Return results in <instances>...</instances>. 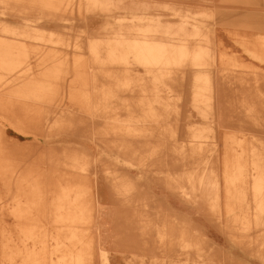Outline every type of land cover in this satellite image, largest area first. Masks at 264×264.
I'll return each instance as SVG.
<instances>
[{
  "label": "bare ground",
  "instance_id": "obj_1",
  "mask_svg": "<svg viewBox=\"0 0 264 264\" xmlns=\"http://www.w3.org/2000/svg\"><path fill=\"white\" fill-rule=\"evenodd\" d=\"M12 1L35 3V12L43 16H35L33 27L21 10L8 6L0 9L2 13L11 10L9 13L23 20L17 25L0 22V32L9 35V38L0 37V93H24L26 98L51 99L57 91L53 84L60 79H69L68 114L75 116L77 112L87 114L89 111L97 132L117 133L118 139L114 141H118V147L113 151V157L119 164L130 150L132 137L154 140L156 147L177 142L174 128L179 123L171 118L178 114V106L156 92L165 87L181 93L185 76L190 75V108L192 113L208 119L209 123L190 127L188 146L174 145L178 149L160 155L172 156L174 171L163 175L162 165L166 158H159L155 171L160 174L162 188L170 191V198L175 202L186 204L188 201L198 206L199 201H208L210 214L205 213L207 217L196 215V220L213 226L211 219L219 217L223 211L230 226L214 225V232L221 234L223 245L211 249L207 241L192 238L191 227H197L192 218H186L189 219L187 222L171 219L167 213L172 209L171 201L163 204L159 199L150 198L146 190L141 191L128 176L117 177L105 169L106 181L100 180L97 173L85 188L87 192L96 189L104 194L106 201L111 199V190H115L122 199L120 202L130 205L138 237L121 241L115 223L123 210L116 204L110 209L100 203L90 207L86 199L81 198L83 192L86 193L83 188L67 205L60 203L56 209L47 212L36 209L40 196L38 180L45 178L52 183L53 160H50L47 177H40L35 171V181L30 184L29 194H35V225L23 227V239L18 240L20 244L15 257L11 256L12 250L7 249L1 236L6 225L2 224L4 217L0 211V240L3 242L0 264H105L110 257L119 259L120 253L127 252H140L141 255L132 256L130 259L133 260L126 264H149L146 257L152 258L150 264H232L236 259L241 260L237 256H244L246 250L264 264V142L222 132L221 146L226 148L231 139L239 150L226 151L232 156L224 155L221 176L205 166L187 167L185 162L189 156H201L204 140L215 138L216 129L225 126V113L221 111L224 109L222 78L242 76L239 69L247 67L235 56L221 53L214 57L210 49L203 46L212 43L217 35L210 21L215 12L184 10L167 0H143L131 7L117 6L121 3L114 0ZM0 3L7 5L8 0H0ZM115 7L122 8L115 10ZM52 12H67L71 16H44ZM239 18L243 17L222 16L226 26L222 29H227ZM106 20H109L106 25H101ZM247 21L244 18L243 22ZM65 25L82 28L87 34L89 30H95V34L97 29L103 30L100 36L88 38L83 44L81 39L87 38L85 35L67 37L61 32L40 28ZM242 46L243 52L264 64V45L243 41ZM63 48L65 50H61ZM32 58L35 65L31 63ZM184 67H189L187 74H184ZM139 68L144 69L142 74ZM175 72H181V81L175 78L171 82L174 85L169 86ZM256 92L264 95V85L262 87L259 80L256 81ZM4 100L0 96V110L6 108ZM257 105L248 102L242 104V108L246 111L245 117L252 116L253 123L259 126V119L264 114L258 112ZM72 119L58 114L53 125L66 127ZM128 134L131 136H125ZM76 138L82 136L79 134ZM247 140L254 144L251 160L245 158ZM156 154V150L151 151V155L159 156ZM75 159L71 153L60 156L63 164L73 165ZM6 169V163H0V174ZM22 178L28 179V176L23 173ZM136 182L142 183L137 179ZM30 207L15 206L11 212L14 219H30L27 217ZM251 230L255 231V240L244 242L243 236L252 237ZM158 253L166 256H160V262L156 259Z\"/></svg>",
  "mask_w": 264,
  "mask_h": 264
},
{
  "label": "rangeland",
  "instance_id": "obj_2",
  "mask_svg": "<svg viewBox=\"0 0 264 264\" xmlns=\"http://www.w3.org/2000/svg\"><path fill=\"white\" fill-rule=\"evenodd\" d=\"M114 1L121 3L117 4V6L127 7L137 6L141 1L143 2V0ZM167 2L170 4L174 3L184 10H208L215 12L214 14L216 15H213L210 21L214 24L217 35L213 38L212 43H203L205 44L203 46L206 49H210L209 51L212 52L214 57H218L221 53L235 56L241 64L248 67L239 69L238 73H241L242 76H227L222 78L224 81V109L221 111L225 113L224 115L227 118H225V126L216 129L215 138L204 140L203 154L201 156H189L185 159L187 167L196 168L198 166H205L206 168L213 169L221 176L224 168V155L228 154L226 151L232 153V151L238 149L236 144L231 143V139H229L228 146H225L226 148L221 146L222 132H227L228 135L232 134V137L240 136L238 138L243 139L246 137L249 140L264 142V115L259 119V126H256L253 123L252 116L248 115L245 117L246 111L242 108V104L254 102L258 104V112L264 114V95L256 92V81L258 82L259 80L262 87L264 85V64L254 60L242 50L243 41H248L250 44L259 43L264 45V0H167ZM4 6L21 10L24 17L30 19L33 27H35V16H43V14L35 12V3H16L15 1L8 0L7 5L0 3V9H4ZM117 8L122 7H115L114 9L117 10ZM7 12H0V22L4 21L10 25H17L23 22L21 18L9 13L11 10H7ZM44 16L65 18L71 15L67 12H52L51 14L45 13ZM222 16L243 18L236 19L234 24L232 23L230 26H227V29H222L223 26L226 27ZM244 18L248 19V21L243 22ZM108 21H103L104 23H101V25H106L105 23ZM69 26H40V28L54 33L61 32L67 37H74L76 34L85 35L87 38L81 39L83 44L86 43V39L88 38L95 37L96 35L100 36L103 30V28L97 29V34L94 33L95 30H89L87 34L82 31V28ZM0 37L9 38V35L0 32ZM31 63L35 65L34 58L31 59ZM183 71L184 74H187L189 67H184ZM139 72L142 74L144 69L139 68ZM180 75L181 72L172 74L171 78L173 80L170 81V84L168 82V85L172 86L171 84L173 83L171 82L175 78L181 81ZM69 81L67 78L56 81L53 85L57 87V91L52 95L53 98L46 100L26 98L24 93H17L16 95L0 93V96L6 99L4 100L5 110H0V163H6L7 167L6 172L0 174V208H2L0 211L4 217L3 223H1L6 225L3 229L4 234L1 236L7 244V249L12 250L11 256L15 257L16 252H18L17 249L20 244L18 240L23 239V227L35 225V194H29L30 184L35 181V171L40 177H47L46 174L49 170L50 160H53L52 183H49L45 178L44 180H38L40 184V196L36 205L37 210H45L47 212L49 209H56L60 203H66L67 205L82 188L84 189L83 191H86L85 187L91 183L90 180L97 173L100 175V180H105L103 175L104 170L109 169L117 177H121L122 175L128 176V180L131 181L132 179L134 184L139 185L141 191L144 192L143 189H145L150 198L159 199L163 204H168L171 201L172 209L167 212L171 219L175 222H181L182 220H189L186 218H192L194 224L197 226V230L195 226L191 227L192 238H197L201 242L207 241L211 249H214L215 246L219 249L223 245V239L221 234L217 233L218 235H216L214 232V225L220 228L226 224L230 226L229 218H226L225 213L223 211L220 212L219 217L212 214L214 216L211 219V222L214 224L213 226L208 225L204 221L196 220L197 216L201 215L203 217V214L206 215L205 213L210 214L211 210L208 201L206 199L201 202L199 201L200 205L198 206L195 205L197 203H189L188 201H185L186 204L175 202L170 198V191L167 188H162L160 174L155 171V164L159 161V158H166L162 165L163 175L167 171H174L175 163H171L174 161L172 156L160 157V155H163L165 151L171 153L172 150L178 149V147L181 148L183 145L188 146L187 139L189 138L190 127L209 123L208 119L192 113V109L190 108V75L185 76V82L183 81L182 85L183 92L179 93V90L165 87H162L160 92H156L157 95L163 97L166 101L175 102L178 106V114H174L171 118L173 121L177 120L179 123V126L174 128L176 130L177 142L170 141L169 143L162 144L161 147H156L154 140L149 141L146 138L132 137L130 150L123 156V162L121 161L120 164L113 157V151L117 150L118 147L116 146L118 141H114L116 138L118 139L117 133L115 134L111 131L97 132V127L93 125L92 121L94 117L89 115V111H87V114L77 112L75 116L68 114V105L70 104L68 100ZM58 114H61L63 117L65 115L66 119L69 120L73 118L72 123L66 127L62 125V122L60 123L62 126L53 125ZM79 134L82 136L81 139L76 138ZM120 138H124L123 135H120ZM174 145L178 147L174 148ZM253 146L254 144L250 141L245 143L247 151L245 158L247 160L252 159L251 147L253 148ZM152 150H156V155L159 156L155 157L151 155ZM69 153L76 157L74 164L61 163L60 156ZM228 156L231 157L232 155L228 154ZM141 162L145 164H140ZM182 167L184 168L185 166ZM23 173L28 176V179H21ZM136 179L142 181V183H137ZM155 182L159 183V185L157 186ZM221 184L223 187V181H221ZM89 190L86 193L82 191L84 195L81 198H85L89 205H91L90 207H94L100 203L104 208L110 209L116 204L123 210L120 217L116 218L115 223L119 240L123 241L128 238L138 237L135 226L136 219L132 215L131 207L126 203L120 202L122 199L115 194V190H111V199L109 201L104 200V194L96 191V189ZM17 205L31 206L30 213H27V217L30 219H24L23 221L14 219L11 212ZM151 211H153L152 208ZM250 233H252V237L248 235L243 236L244 242L255 240V231L251 230ZM0 243L1 248L3 242L0 240ZM203 246L207 247L204 243ZM209 253L211 252L209 251ZM138 254L140 252L120 253L119 259L110 257L109 261L105 262V264H126L127 261L133 260L130 259L132 256ZM160 256L166 257L158 253V257L157 255L155 256L158 262H160ZM173 256L178 258L184 257V255ZM237 257L241 258V260L236 259L237 261H232V264H263V261L257 256L249 255L247 250L244 256L238 255ZM151 259L146 257L145 261L150 264L151 262L149 261Z\"/></svg>",
  "mask_w": 264,
  "mask_h": 264
}]
</instances>
